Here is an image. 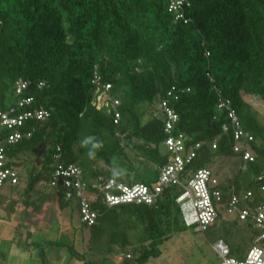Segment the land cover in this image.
<instances>
[{
  "label": "trees",
  "instance_id": "obj_1",
  "mask_svg": "<svg viewBox=\"0 0 264 264\" xmlns=\"http://www.w3.org/2000/svg\"><path fill=\"white\" fill-rule=\"evenodd\" d=\"M172 1L0 0V109L29 97L23 110L49 114L26 121L20 130L30 136L6 145L7 165L18 170V182L3 186L11 194L0 201L5 214L48 205L55 215L70 216L75 200L79 225L72 227L70 251L79 231L77 247L91 257H121V264L157 257L159 246L186 228L176 202L181 190L170 185L152 204L108 206L93 183L98 177L127 185L157 180L171 158L164 145L163 100L177 115L171 133L183 136L182 156L194 152L184 177L209 168L217 157L239 158L218 97L228 100L244 134L242 145L253 154L244 168L238 163L221 180V190L224 196L250 191L243 202L260 203L264 112L248 99L264 101V0H185L183 18L169 9ZM94 77L109 84L108 94L117 100L116 122L110 105L94 104L100 93ZM18 81L26 88L16 94ZM60 164L79 168L83 196L96 213L92 224L81 221L74 192L66 199L59 182L49 186Z\"/></svg>",
  "mask_w": 264,
  "mask_h": 264
},
{
  "label": "built area",
  "instance_id": "obj_2",
  "mask_svg": "<svg viewBox=\"0 0 264 264\" xmlns=\"http://www.w3.org/2000/svg\"><path fill=\"white\" fill-rule=\"evenodd\" d=\"M184 2L185 0H173L170 3L169 9L176 12V18H183L182 4ZM93 81L96 84V90L100 92L95 98L96 108L110 105L114 111L117 100L110 98L108 94L109 84H99L96 77ZM24 88H26V83L18 81L16 94ZM31 100L32 98L29 97L21 98L15 101L13 106L0 109V188L5 185L12 186L18 182V170L7 165L6 145L14 144L22 137L27 138L30 136L28 131L23 134L20 130L26 121H43L49 115L43 108L23 110ZM255 102L264 112V101L256 99ZM217 108L226 109L227 111L226 114L233 130L234 143L232 149L233 152L239 154V167L244 168L246 162L253 160V154L242 145L244 134L239 127L237 116L230 108L228 100H223L221 97H218ZM161 109L165 116L164 132L167 135L164 145L170 152L171 158L167 164L159 168L157 180L151 185L143 183L127 185L114 179L104 182L102 177H98L96 182L93 183V187L102 191L105 203L112 206L122 203L152 204L164 188L176 185L181 190L176 197V202L179 205L178 208L186 227L193 226L195 230L203 231L218 218V211L221 210L226 215L234 216L239 221L249 222L251 227L257 230L251 246L241 258L230 254L229 245L224 239L216 238L211 243V248L215 252L219 264H264V203L245 204L252 197L250 191L243 193L241 196L234 193L224 196L221 190V180L210 168H200L191 176H185V178L183 175L185 163L194 156V152H187L185 158L182 156L183 136L182 134L173 136L171 133L174 124L177 122V115L168 106L166 100L161 102ZM117 119L118 114L114 111V122ZM223 129L225 130L224 127ZM247 140H251V137L248 136ZM214 146L213 144L212 148ZM58 182L67 189L66 199L70 198L72 192L79 198L81 221L92 224L96 213L89 208L87 199L83 196L85 184L81 180L79 168L73 164L66 167L61 164L57 165L49 181V186L55 187ZM260 189L264 191V185H261ZM244 200L245 202H243Z\"/></svg>",
  "mask_w": 264,
  "mask_h": 264
},
{
  "label": "rangeland",
  "instance_id": "obj_3",
  "mask_svg": "<svg viewBox=\"0 0 264 264\" xmlns=\"http://www.w3.org/2000/svg\"><path fill=\"white\" fill-rule=\"evenodd\" d=\"M251 103V98L248 99ZM256 103V102H255ZM256 110L261 114L263 109L254 105ZM239 158L235 156L217 157L215 163L209 166L220 180H225L233 171L236 170ZM39 188V187H38ZM10 191L7 187L0 189V201L10 197ZM263 199L259 204L264 203V193H260ZM73 213L69 216V212L61 213V216L67 217L71 221L72 227L79 225V213L76 206L77 201H73ZM50 211H55L52 206L47 207ZM2 208H0V211ZM54 217V213L51 215ZM54 225V224H53ZM257 234V230L251 227L249 222L235 220L234 216L226 215L221 211V216L212 224L208 225L205 230L197 231L193 226L186 227L181 232L173 233V235L159 246V255L152 257L142 264H219V260L215 252L211 248V243L216 238L224 239L233 251V256L243 257L252 244V239ZM46 234H44L45 237ZM72 239V230L59 233V240L69 246V240ZM75 249L73 254L77 257L82 255L86 260H90V253L84 254L79 244L80 233L76 232L74 236Z\"/></svg>",
  "mask_w": 264,
  "mask_h": 264
},
{
  "label": "crops",
  "instance_id": "obj_4",
  "mask_svg": "<svg viewBox=\"0 0 264 264\" xmlns=\"http://www.w3.org/2000/svg\"><path fill=\"white\" fill-rule=\"evenodd\" d=\"M47 207L37 212L17 209L10 217L0 211V264H89L59 240L60 232L72 230L70 221ZM121 259L108 256L102 260L97 255L90 258L91 264H121Z\"/></svg>",
  "mask_w": 264,
  "mask_h": 264
},
{
  "label": "clouds",
  "instance_id": "obj_5",
  "mask_svg": "<svg viewBox=\"0 0 264 264\" xmlns=\"http://www.w3.org/2000/svg\"><path fill=\"white\" fill-rule=\"evenodd\" d=\"M256 99H259V98H257V96H252L251 97V104L254 106L255 105V101H256ZM250 103V102H249ZM255 108V107H254Z\"/></svg>",
  "mask_w": 264,
  "mask_h": 264
}]
</instances>
